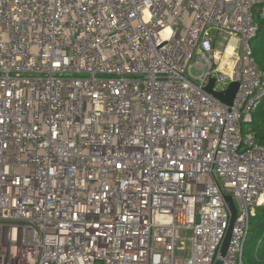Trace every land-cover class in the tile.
<instances>
[{"label":"built area","instance_id":"1","mask_svg":"<svg viewBox=\"0 0 264 264\" xmlns=\"http://www.w3.org/2000/svg\"><path fill=\"white\" fill-rule=\"evenodd\" d=\"M256 14L264 0H0V264H213L223 194L221 264H244L264 202ZM210 79L238 83L231 105Z\"/></svg>","mask_w":264,"mask_h":264},{"label":"trees","instance_id":"2","mask_svg":"<svg viewBox=\"0 0 264 264\" xmlns=\"http://www.w3.org/2000/svg\"><path fill=\"white\" fill-rule=\"evenodd\" d=\"M257 29L249 40L252 57L264 73V16L255 15ZM254 141L264 145V97L256 106L248 124ZM251 235L243 249L244 264H264V202L254 208L250 216Z\"/></svg>","mask_w":264,"mask_h":264},{"label":"water","instance_id":"3","mask_svg":"<svg viewBox=\"0 0 264 264\" xmlns=\"http://www.w3.org/2000/svg\"><path fill=\"white\" fill-rule=\"evenodd\" d=\"M213 81H214L213 79H210L209 84L205 88L206 91L211 93L215 98H217L219 101H221L225 105L227 106L231 105L235 97L237 88H238V83L235 81L230 82L224 91L216 92L212 90ZM223 199L230 212V218H229L227 230L218 248L216 259L214 260L213 264H221L220 257H223L226 253L229 240H230V236H231V232H232L233 222H234V219L236 217V212H237L234 201L232 200L230 195L223 194Z\"/></svg>","mask_w":264,"mask_h":264},{"label":"rangeland","instance_id":"4","mask_svg":"<svg viewBox=\"0 0 264 264\" xmlns=\"http://www.w3.org/2000/svg\"><path fill=\"white\" fill-rule=\"evenodd\" d=\"M227 39H226V37L224 36V35H221L220 37H219V41H218V46L219 47H223V46H225L226 45V41ZM189 74L192 76V77H195V78H198V77H200V75H202V72H201V70L200 69H198V68H196L194 65H192L190 68H189ZM251 235V230L249 231V233H248V237Z\"/></svg>","mask_w":264,"mask_h":264}]
</instances>
